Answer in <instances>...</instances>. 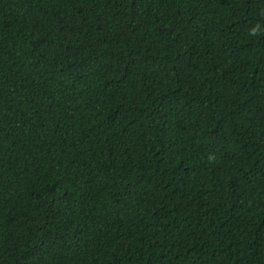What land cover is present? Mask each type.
I'll use <instances>...</instances> for the list:
<instances>
[{"label":"trees","instance_id":"16d2710c","mask_svg":"<svg viewBox=\"0 0 264 264\" xmlns=\"http://www.w3.org/2000/svg\"><path fill=\"white\" fill-rule=\"evenodd\" d=\"M0 264H264V0H0Z\"/></svg>","mask_w":264,"mask_h":264}]
</instances>
